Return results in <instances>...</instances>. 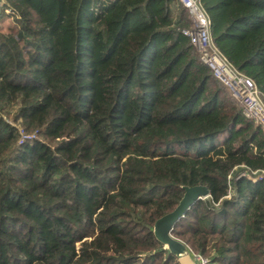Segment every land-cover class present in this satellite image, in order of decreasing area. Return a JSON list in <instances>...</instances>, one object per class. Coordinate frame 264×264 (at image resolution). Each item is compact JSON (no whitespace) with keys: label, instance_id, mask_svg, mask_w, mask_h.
<instances>
[{"label":"trees","instance_id":"16d2710c","mask_svg":"<svg viewBox=\"0 0 264 264\" xmlns=\"http://www.w3.org/2000/svg\"><path fill=\"white\" fill-rule=\"evenodd\" d=\"M201 3L264 103V0ZM189 26L176 0H2L0 264H178L152 228L194 186L171 235L264 264V131Z\"/></svg>","mask_w":264,"mask_h":264},{"label":"built area","instance_id":"2783aa9c","mask_svg":"<svg viewBox=\"0 0 264 264\" xmlns=\"http://www.w3.org/2000/svg\"><path fill=\"white\" fill-rule=\"evenodd\" d=\"M189 19L190 26L181 30L187 36L191 44L199 53L200 60L208 65L214 75L230 90L233 97L242 105V114L245 118L254 122L264 131V103L254 82L247 76L233 68L213 45L210 36V20L207 16L201 0H176ZM2 0H0V8ZM30 139V138H29ZM251 181H258L262 176L252 177L242 173ZM194 264H211L201 255L188 251Z\"/></svg>","mask_w":264,"mask_h":264},{"label":"water","instance_id":"95a60500","mask_svg":"<svg viewBox=\"0 0 264 264\" xmlns=\"http://www.w3.org/2000/svg\"><path fill=\"white\" fill-rule=\"evenodd\" d=\"M183 196L177 206L169 213L158 218L152 228L155 240L160 243L169 254L174 256L178 264H192L187 247L171 235L173 225L183 217L188 208L198 200L209 197L205 186L183 187Z\"/></svg>","mask_w":264,"mask_h":264},{"label":"rangeland","instance_id":"374dc122","mask_svg":"<svg viewBox=\"0 0 264 264\" xmlns=\"http://www.w3.org/2000/svg\"><path fill=\"white\" fill-rule=\"evenodd\" d=\"M176 11H177V10H176ZM176 11H175V12H176ZM226 136H227L226 133H224V134L218 136V137L214 140L213 143H214L215 145H217V146H220V145L223 143V141H224V139L226 138Z\"/></svg>","mask_w":264,"mask_h":264},{"label":"crops","instance_id":"0c3cea01","mask_svg":"<svg viewBox=\"0 0 264 264\" xmlns=\"http://www.w3.org/2000/svg\"><path fill=\"white\" fill-rule=\"evenodd\" d=\"M189 262L192 263V264H194V262L191 259L189 260Z\"/></svg>","mask_w":264,"mask_h":264}]
</instances>
